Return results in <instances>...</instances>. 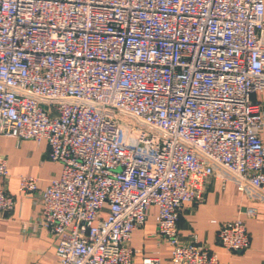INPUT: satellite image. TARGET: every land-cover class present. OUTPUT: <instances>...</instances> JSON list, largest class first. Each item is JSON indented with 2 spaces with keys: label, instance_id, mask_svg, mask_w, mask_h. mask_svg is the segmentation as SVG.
I'll use <instances>...</instances> for the list:
<instances>
[{
  "label": "built area",
  "instance_id": "built-area-1",
  "mask_svg": "<svg viewBox=\"0 0 264 264\" xmlns=\"http://www.w3.org/2000/svg\"><path fill=\"white\" fill-rule=\"evenodd\" d=\"M262 91L264 0H0V136L47 143L62 166L43 190L19 181L58 264H137L131 239L154 206L170 264H221L179 221L213 179L264 202ZM9 177L0 155V219ZM218 239L251 248L241 218Z\"/></svg>",
  "mask_w": 264,
  "mask_h": 264
},
{
  "label": "crops",
  "instance_id": "crops-1",
  "mask_svg": "<svg viewBox=\"0 0 264 264\" xmlns=\"http://www.w3.org/2000/svg\"><path fill=\"white\" fill-rule=\"evenodd\" d=\"M254 101L264 112V91L255 94ZM0 155L9 162L7 190L15 198L14 211L0 219V264H58V238L40 225V201L20 193L19 181L21 176L36 177L43 190L60 177L61 164L50 160L47 143L18 142L5 136H0ZM249 208L256 209L255 216L246 214ZM157 215L154 206L145 225L133 233L130 244L137 264L146 257L170 264L172 248L157 235ZM236 218L244 221L251 238V248L243 253L230 252L218 239L220 225ZM178 227L183 243L189 244L195 237L218 255L221 264H264V202L242 194L233 182L223 185L220 179H213L202 204L185 206Z\"/></svg>",
  "mask_w": 264,
  "mask_h": 264
}]
</instances>
